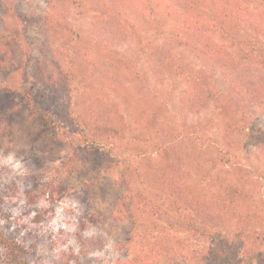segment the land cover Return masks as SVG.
<instances>
[{
  "label": "rangeland",
  "instance_id": "obj_1",
  "mask_svg": "<svg viewBox=\"0 0 264 264\" xmlns=\"http://www.w3.org/2000/svg\"><path fill=\"white\" fill-rule=\"evenodd\" d=\"M228 1L192 14L175 0H65L63 19L45 0H0L13 40L0 54V228L26 264H264V0ZM48 16L63 28L42 44ZM197 22L252 73L248 89L178 42L197 40ZM36 58L65 76L59 92L35 79ZM80 126L99 146L71 148ZM169 215L219 235L169 234Z\"/></svg>",
  "mask_w": 264,
  "mask_h": 264
},
{
  "label": "trees",
  "instance_id": "obj_2",
  "mask_svg": "<svg viewBox=\"0 0 264 264\" xmlns=\"http://www.w3.org/2000/svg\"><path fill=\"white\" fill-rule=\"evenodd\" d=\"M50 9H55L59 15L64 19L66 15L68 14L67 8L64 6L65 0H45ZM178 2L179 5H182V7L185 9V11L190 12L192 14L196 13L197 10L205 3L211 2V0H175ZM226 1V2H225ZM215 2L218 4L217 8L221 10L222 7L230 8L229 7V1L228 0H215ZM15 14V12H13ZM191 15V14H190ZM197 15V14H195ZM17 16L18 13H17ZM194 16V15H193ZM35 18V17H31ZM59 18H57V23L51 16L47 17H39L37 18L36 23L38 24L37 32L41 35V43L42 44H49L52 43L53 40L56 38V31L57 28H63L62 24L59 23ZM110 23V22H108ZM187 23H185L186 25ZM198 22L194 23V25L191 26L187 24L186 30L190 33L193 32V35L195 36L197 40L182 38L178 42L185 45V47L193 52L197 57L201 58L204 62L210 64L211 66L215 67L216 69H219L222 71V73L225 75L228 81L231 82V85L235 89V84H239L241 87H244V90L248 89L249 85L248 83H244L243 81H248L247 77L250 76L252 73H250L249 70L244 69H237L235 66H233L229 62V58L226 53L223 52L222 47L217 45L215 41L210 37L203 35V33L198 31ZM111 36L113 38H120V33L117 30H114L113 28L110 29ZM178 36V35H177ZM114 40V41H115ZM113 41V40H112ZM113 41V42H114ZM13 43V40L10 41L7 38H3V36H0V54L3 55H12V48L11 45ZM33 76L37 81L42 83L44 86H46L47 90L46 92H59L65 85H66V78L65 76H62V74L56 69L55 65L44 58H36L33 64ZM250 82V80H249ZM50 95V94H49ZM50 101L54 98L53 95L49 96ZM27 104L28 111L39 117L45 124L49 125L52 128H58L60 127V122L57 119V116L54 113H51L49 110H46L44 108L38 107L34 102L33 97L30 94H27L24 96ZM74 123H78L77 118H73ZM77 132L75 135H69L66 136L68 144L71 146V148H77V147H87V148H93L98 145L97 140H92L91 138H88L83 131V128L80 126L78 129L76 128ZM58 133V130L56 131ZM220 215L217 211L215 214L211 210H209V216L214 217ZM168 217V232L169 234L175 235L177 233H187V234H193L196 236H202V237H209L211 240H215V237L219 234H216L214 232H211L209 230H206L205 228L200 227L194 220L192 215H184V216H174L169 215ZM208 239V238H207ZM90 240V239H86ZM85 243V241H84ZM83 246V245H82ZM23 246L19 243H16V241L9 239L4 231L0 228V264H26L25 260L22 258L23 253ZM174 257L176 255H173ZM206 256L204 253L202 255ZM202 257L197 258H188V261L191 264H200L203 261Z\"/></svg>",
  "mask_w": 264,
  "mask_h": 264
}]
</instances>
